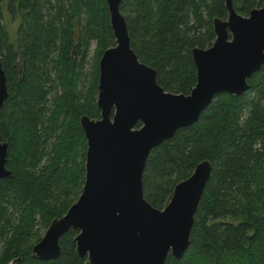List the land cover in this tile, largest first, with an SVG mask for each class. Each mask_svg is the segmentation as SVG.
<instances>
[{"label":"trees","instance_id":"trees-1","mask_svg":"<svg viewBox=\"0 0 264 264\" xmlns=\"http://www.w3.org/2000/svg\"><path fill=\"white\" fill-rule=\"evenodd\" d=\"M263 2L232 0L241 14ZM119 9L130 46L155 69L157 83L187 93L195 80L189 48L211 43V17H225L223 0H121ZM113 43L104 0H0L7 88L0 139L10 171L0 179V264H90L75 251L73 228L59 236L56 257H33L30 247L80 191L85 139L78 118L99 115L97 60ZM246 81L237 95L216 93L192 124L146 156L142 193L155 207L197 161L211 163L188 245L164 264H264V64Z\"/></svg>","mask_w":264,"mask_h":264},{"label":"water","instance_id":"water-1","mask_svg":"<svg viewBox=\"0 0 264 264\" xmlns=\"http://www.w3.org/2000/svg\"><path fill=\"white\" fill-rule=\"evenodd\" d=\"M104 1L114 43L97 60L99 115L78 118L85 139L83 182L65 212L50 219L30 254L56 257L59 236L73 228L75 251L90 264H164L168 253L179 257L188 245L211 163L197 161L173 184L167 202L155 207L142 193L146 156L175 129L192 124L216 93L237 95L246 88L247 77L264 64V2L241 14L232 0H223L225 17H211V43L189 48L195 80L182 93L163 89L155 69L137 58L121 0ZM6 96L0 66V107ZM5 157L6 143L0 139V179L10 174Z\"/></svg>","mask_w":264,"mask_h":264},{"label":"rangeland","instance_id":"rangeland-1","mask_svg":"<svg viewBox=\"0 0 264 264\" xmlns=\"http://www.w3.org/2000/svg\"><path fill=\"white\" fill-rule=\"evenodd\" d=\"M10 28H12V27H10ZM93 49H94V42H91V44L89 46V52L87 53V56H86V63H85V66H84V71L87 74L86 80H88V78H89V73H90L89 69L91 68V64L90 63H91V57H92Z\"/></svg>","mask_w":264,"mask_h":264}]
</instances>
